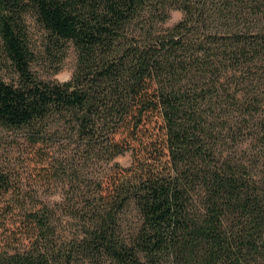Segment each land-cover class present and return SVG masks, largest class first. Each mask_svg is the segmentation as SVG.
Segmentation results:
<instances>
[{
    "label": "trees",
    "instance_id": "obj_1",
    "mask_svg": "<svg viewBox=\"0 0 264 264\" xmlns=\"http://www.w3.org/2000/svg\"><path fill=\"white\" fill-rule=\"evenodd\" d=\"M29 12L68 81L31 72ZM0 50V127L56 190L0 166V264H264V0H0Z\"/></svg>",
    "mask_w": 264,
    "mask_h": 264
},
{
    "label": "rangeland",
    "instance_id": "obj_2",
    "mask_svg": "<svg viewBox=\"0 0 264 264\" xmlns=\"http://www.w3.org/2000/svg\"><path fill=\"white\" fill-rule=\"evenodd\" d=\"M182 18L180 11H171L170 18L164 25L170 27ZM23 30L26 35L28 48L31 51L34 61L31 64V72L39 80L53 83H63L70 79L75 64V53L70 45H65L61 53H57L50 36L38 23L32 12L23 17ZM58 55L59 59L54 56ZM0 50V59L3 57ZM54 59V61H53ZM4 63V65H3ZM0 76L6 82L16 80L11 65L1 60ZM51 156L50 147H31L25 140L21 131H9L0 127V166L10 174L11 185L14 187L9 194L16 198L26 194L33 197L48 199L55 194L53 180L43 178L42 161ZM116 163L122 167H128L131 163V154L125 153L115 158ZM47 166V171H50ZM49 173V172H48ZM10 195L3 196L9 200ZM15 218L4 220L0 217V239L8 236L15 227Z\"/></svg>",
    "mask_w": 264,
    "mask_h": 264
}]
</instances>
